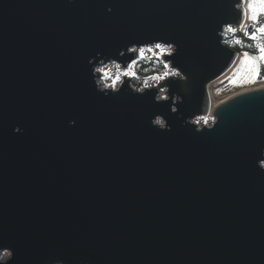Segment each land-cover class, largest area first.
I'll return each instance as SVG.
<instances>
[{
	"label": "water",
	"instance_id": "1",
	"mask_svg": "<svg viewBox=\"0 0 264 264\" xmlns=\"http://www.w3.org/2000/svg\"><path fill=\"white\" fill-rule=\"evenodd\" d=\"M242 6L0 0V264H264V88L208 91ZM156 43L178 77L95 83Z\"/></svg>",
	"mask_w": 264,
	"mask_h": 264
},
{
	"label": "snow or ice",
	"instance_id": "2",
	"mask_svg": "<svg viewBox=\"0 0 264 264\" xmlns=\"http://www.w3.org/2000/svg\"><path fill=\"white\" fill-rule=\"evenodd\" d=\"M238 4L242 3V7L240 10L241 20L247 19L251 21L253 24H256V30L252 33H246L249 39L256 42V48L258 49V55L251 56L248 53H244L241 60L238 71L234 74V76L230 79V83L238 84L241 81L243 82H254L258 76L260 65L264 63V23L260 21L264 19V0H237ZM239 28H244L243 23L238 24ZM227 30L231 32H236L237 28L232 27L231 25L227 26ZM239 43V41H237ZM155 52L156 56L161 55H171L173 53L172 45H165L163 43L155 44ZM142 49H140L141 51ZM148 51H153V49H148ZM234 62V60L232 61ZM165 68H168V64H164ZM170 75L178 76L179 72L173 71ZM170 75H165L163 79L160 76L152 77L153 80L162 81L166 77ZM4 247V245L0 244V248ZM6 254V253H5Z\"/></svg>",
	"mask_w": 264,
	"mask_h": 264
},
{
	"label": "rangeland",
	"instance_id": "3",
	"mask_svg": "<svg viewBox=\"0 0 264 264\" xmlns=\"http://www.w3.org/2000/svg\"><path fill=\"white\" fill-rule=\"evenodd\" d=\"M249 22L250 21L247 20L246 21V24H248ZM150 48L153 49V51H148V49H150ZM140 49H144L143 55H141ZM140 49L138 51L140 57H146V58L147 57H154V58H157V59L162 60V57L165 56V55H161V56L158 57L156 55H153V53L156 51L154 46H152V47H146V48H140ZM243 54H244L243 52H240L239 53L238 61L235 63V65L232 67V69L228 72V74H226V76H224L221 79H219V81L217 80L216 82H213L211 84V86H210V93H211L212 101L214 102V104L221 103L225 98H227L229 96H234V95L239 94L241 92H246L247 90H250V89H253V88H257V87H260V86H264V82L258 83L254 87L251 86L252 85L251 84L252 82L251 83H248V82L241 81L240 83L235 84V85L232 84V83H230V79L234 76V74L239 69L240 60H241ZM136 62H137V60L134 61L131 64L132 65V68H131V72L132 73H133V67L135 66V63ZM111 64L112 63H109L107 65H102L100 67L101 68H104V67L109 66ZM115 71H116L115 69H112L113 76L115 74ZM120 71L121 72H127V71H129V69L123 71L122 68L120 67ZM167 71H169L171 73L174 70H172L170 68V66L168 65ZM132 76L133 75H123V76H121L120 77V80L117 81L116 88H119L123 84L124 78H126V79H129L130 80V86L132 87L133 90L136 91L137 88L134 87V85H133V83H134V77H132ZM168 77H174V75H170ZM168 77H166V78H168ZM108 80H110V81H108ZM141 80L149 85V87L143 88V91L146 90V89H150V88H156L162 81H164V80H162V81H156V80L155 81H151V80H144L142 78H141ZM111 82H112L111 81V78H105V82L104 83H111ZM250 87H252V88H250ZM245 88H250V89H245ZM143 91H137V92H143ZM159 95H163V96H166L167 97V95L165 94V92H161L160 91ZM161 100H163V99H161ZM193 122L196 125H199L200 128H203V127H209V126H211L213 124V122H214V119L211 118V117H207V118H204L203 117V118H196ZM7 256H9V254L5 255V257H7Z\"/></svg>",
	"mask_w": 264,
	"mask_h": 264
},
{
	"label": "trees",
	"instance_id": "4",
	"mask_svg": "<svg viewBox=\"0 0 264 264\" xmlns=\"http://www.w3.org/2000/svg\"><path fill=\"white\" fill-rule=\"evenodd\" d=\"M248 38L244 36L241 32H230L227 30V33L224 35L223 43L227 47H229L232 50L237 51L238 53L244 51V52H250V51H257L256 48V42L247 40ZM239 41V43H237ZM256 53V52H254ZM140 56V55H139ZM164 63L162 60L154 58V57H140L137 62L135 63V66L133 67V76L134 77V87L142 88L144 83L142 79L144 80H151L154 76H159L163 71H165ZM178 76H174L176 78ZM264 82V63L260 65L259 73L254 82H252L251 86L254 87L256 84ZM250 87V88H252ZM245 88V89H250Z\"/></svg>",
	"mask_w": 264,
	"mask_h": 264
},
{
	"label": "clouds",
	"instance_id": "5",
	"mask_svg": "<svg viewBox=\"0 0 264 264\" xmlns=\"http://www.w3.org/2000/svg\"><path fill=\"white\" fill-rule=\"evenodd\" d=\"M135 50H136L135 48L130 49V51H135ZM140 52H141V55H143L144 49H142ZM121 54H123V53H121ZM153 55H156V53H153ZM131 68H132V65L129 64L128 65L129 71L121 72L120 71V65L116 64V63H112L111 65L106 66L104 68H96L95 71L103 73V76L101 77V79L96 80L95 83L97 85L102 84L103 88H105V89L111 88L113 90V92H115L117 90V88H116L117 81L120 80L121 76H123V75H133V73L131 72ZM112 69L116 70L114 76L112 74ZM165 69H167V68H165ZM170 74L171 73L169 71L165 70L159 76H160L161 79H163L165 75H170ZM105 78H111L112 82L111 83H103V80ZM147 87H149V85L147 83H145L142 88H138V89H136V91H143V88H147ZM165 90L166 89H161V92H164ZM156 99L157 100L167 99V97L163 96V95H159V96L156 97ZM173 111H175L174 108H173ZM153 124L159 125L161 128H163L165 126L164 125V121L160 117H156L153 120ZM5 255H7V253Z\"/></svg>",
	"mask_w": 264,
	"mask_h": 264
},
{
	"label": "flooded vegetation",
	"instance_id": "6",
	"mask_svg": "<svg viewBox=\"0 0 264 264\" xmlns=\"http://www.w3.org/2000/svg\"><path fill=\"white\" fill-rule=\"evenodd\" d=\"M246 21H247V19H246ZM261 23H264V19H262L261 21H260ZM256 27H257V25L256 24H253L251 21L248 23V24H246V26H245V28L243 29L244 31H242L241 33L244 35V36H246L247 38H248V36L246 35V33H252V32H254L255 30H256ZM231 32V31H230ZM262 39H264V38H262ZM247 40H251V39H247ZM251 41H253V40H251ZM254 43H255V41H254ZM243 53H248L249 55H251V56H256V55H258V50L257 51H250V52H244V51H242ZM254 52H256V53H254Z\"/></svg>",
	"mask_w": 264,
	"mask_h": 264
},
{
	"label": "bare ground",
	"instance_id": "7",
	"mask_svg": "<svg viewBox=\"0 0 264 264\" xmlns=\"http://www.w3.org/2000/svg\"><path fill=\"white\" fill-rule=\"evenodd\" d=\"M237 61H238V59H237ZM226 74H228V73H226ZM226 74H225L224 76H226ZM224 76H223V77H224ZM221 78H222V77H221ZM221 78H220V79H221ZM218 81H219V80H218ZM215 82H216V81H215ZM211 84H212V83H211ZM211 84L208 86V91H209V92H210V86H211ZM261 88H264V86H260V87H257V88H253V89L247 90L246 92H249V91H251V90L261 89ZM242 93H245V92H241V93L236 94V95H234V96H229V97L225 98L221 103H218V104H214V102L212 101L211 93H210V98H211V103H212V110H215V108L218 107L219 105L223 104L224 102H226V101L230 100L231 98H234L235 96H238V95H240V94H242ZM198 129L200 130L201 128L198 127Z\"/></svg>",
	"mask_w": 264,
	"mask_h": 264
},
{
	"label": "built area",
	"instance_id": "8",
	"mask_svg": "<svg viewBox=\"0 0 264 264\" xmlns=\"http://www.w3.org/2000/svg\"><path fill=\"white\" fill-rule=\"evenodd\" d=\"M243 31V30H242ZM98 68H101V67H98ZM98 75H99V78L101 79V77L103 76V73H100V72H96ZM99 80V79H98ZM108 81H110V80H108ZM105 82V79L103 80V83ZM100 86V89L101 90H108V91H112L113 92V90L111 89V88H107V89H105V88H103V86H102V84H100L99 85ZM119 88H117V90H118ZM116 90V91H117ZM209 117H211V116H209ZM212 118V117H211ZM209 127H211V126H209Z\"/></svg>",
	"mask_w": 264,
	"mask_h": 264
}]
</instances>
